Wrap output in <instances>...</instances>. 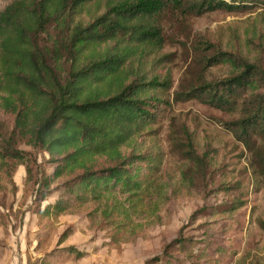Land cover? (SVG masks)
Segmentation results:
<instances>
[{
  "label": "trees",
  "instance_id": "16d2710c",
  "mask_svg": "<svg viewBox=\"0 0 264 264\" xmlns=\"http://www.w3.org/2000/svg\"><path fill=\"white\" fill-rule=\"evenodd\" d=\"M94 1L101 0H13L0 9V107L14 115L12 128L0 129V182L19 164L32 178L37 156L19 142L44 150L54 166L38 179L40 199L54 190L58 195L42 210L62 213L93 205L90 218H102L116 242L140 235L139 214L156 190L154 176L140 165L148 153H126L124 146L163 117L159 113L170 104L163 94L170 78L147 79L135 71L130 77L124 71L127 61L145 45H162L163 18L247 10L264 0H107L102 12L85 19L82 12ZM50 27L56 32L46 42L43 33L51 35ZM201 43L208 45L205 39ZM226 59L239 62L241 70L191 85L177 97L240 112L224 124L253 150L264 176V145L258 143L264 138V90L257 89L264 83V66L221 48L203 55L208 65ZM191 148L190 158H198ZM182 241L176 237L168 244ZM61 250L66 256L84 255L75 246ZM237 252L231 250L220 264H231ZM219 253L218 258L226 254ZM161 260L156 255L143 264Z\"/></svg>",
  "mask_w": 264,
  "mask_h": 264
},
{
  "label": "rangeland",
  "instance_id": "374dc122",
  "mask_svg": "<svg viewBox=\"0 0 264 264\" xmlns=\"http://www.w3.org/2000/svg\"><path fill=\"white\" fill-rule=\"evenodd\" d=\"M11 1L0 0V9ZM106 1L90 3L82 16L90 19L102 12ZM160 23L165 33L162 45H145L124 70L130 77L133 71L147 79L169 77L171 85L163 91L170 101L159 113L164 116L144 126L124 146L126 153L134 149L148 153L140 165L155 179L156 190L146 196L139 214L144 222L140 235L112 241L113 230L102 218H90L93 205L73 206L62 213L42 210L58 195L54 190L40 199L38 191V179L54 164L44 150L19 142L34 151L37 162H32L31 179L26 165L19 164L11 178L0 182V264H143L156 255H162L159 264L217 260L220 264L234 249L238 252L231 264H264V176L253 150L224 124L240 112L222 110L197 97H177L191 85L241 70L233 59L208 65L203 55L215 48L264 66V4L166 17ZM49 31L51 35L43 33L46 42L56 32L54 27ZM257 89L264 90V83L259 82ZM13 121L14 115L0 107L1 131L7 133ZM258 143L264 145V138ZM192 146L198 158H190ZM176 237L183 241L169 246ZM68 246L84 255L66 256L61 249ZM220 249L226 252L222 258Z\"/></svg>",
  "mask_w": 264,
  "mask_h": 264
}]
</instances>
